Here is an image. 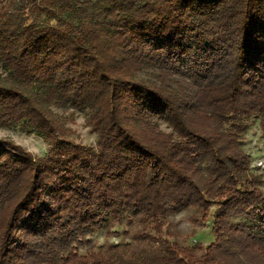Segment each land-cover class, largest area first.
I'll return each mask as SVG.
<instances>
[{"label": "trees", "instance_id": "trees-1", "mask_svg": "<svg viewBox=\"0 0 264 264\" xmlns=\"http://www.w3.org/2000/svg\"><path fill=\"white\" fill-rule=\"evenodd\" d=\"M3 1L0 126L52 152L0 139V264H264V194L239 145L250 117L264 134V0ZM67 106L94 147L69 137ZM212 208L206 246L161 236L169 214L202 225ZM125 213L158 242L149 260L71 245Z\"/></svg>", "mask_w": 264, "mask_h": 264}, {"label": "rangeland", "instance_id": "rangeland-1", "mask_svg": "<svg viewBox=\"0 0 264 264\" xmlns=\"http://www.w3.org/2000/svg\"><path fill=\"white\" fill-rule=\"evenodd\" d=\"M5 6L3 0L0 1V8ZM55 115L69 129L68 135L76 143L83 146L94 147L96 142V132L91 129L87 122L88 114L84 110L72 107L54 108ZM159 127L168 130L167 124L157 121ZM0 139H8L19 144L24 150L29 151L33 157L45 158L51 154V148L42 133L27 129L21 124L0 126ZM240 148L248 155L249 171L260 178V190L264 194V134L261 132L259 119L250 117L247 120L246 128L239 137ZM125 216L117 223L106 225L94 232L84 235L88 241L82 243L72 242L79 254L89 251H103L122 255L123 257H133L139 261L149 260L153 253L160 251L157 241L142 238L138 235L141 228L140 223L134 220L128 221ZM191 210L183 209L174 214H169L164 219L161 236L169 241L175 240L178 243L190 246L195 242L206 246L215 238L211 228L212 215L204 224H195L190 221ZM153 235H157L155 230L147 228ZM143 261V262H145Z\"/></svg>", "mask_w": 264, "mask_h": 264}]
</instances>
